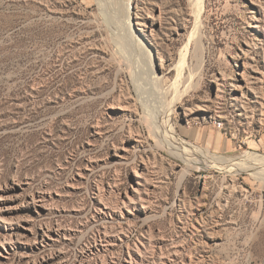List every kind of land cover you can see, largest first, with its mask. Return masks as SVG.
<instances>
[{
  "label": "rangeland",
  "instance_id": "rangeland-1",
  "mask_svg": "<svg viewBox=\"0 0 264 264\" xmlns=\"http://www.w3.org/2000/svg\"><path fill=\"white\" fill-rule=\"evenodd\" d=\"M109 1L0 0V264H264V182L233 167L264 155V0H130L208 168L156 136Z\"/></svg>",
  "mask_w": 264,
  "mask_h": 264
},
{
  "label": "bare ground",
  "instance_id": "bare-ground-1",
  "mask_svg": "<svg viewBox=\"0 0 264 264\" xmlns=\"http://www.w3.org/2000/svg\"><path fill=\"white\" fill-rule=\"evenodd\" d=\"M110 5H107L109 4ZM205 0H198L196 3L197 6V20L199 22L200 14L204 9ZM108 11L113 9V4L109 0H104L102 6ZM125 13H123V28L120 33L125 35L122 40L128 41V54L125 55L126 60H130L134 57V55H138L143 63L146 65V68L149 73L150 83H151V91L154 90L155 93H158L160 96V100L155 104V108L159 107V111H154L150 105V101L147 99L146 93L141 91L143 107H145L144 111L147 114V119L149 123L152 124L154 132L156 133L166 145H170V148L177 153L188 165L190 168L192 167H203L208 168L209 166H213L214 164H225L226 157L210 154L208 152H204L200 150L196 145L192 142L184 139V137L177 133V127L174 123V115H175V107L177 103H180L184 99V94L180 92V89L177 88L179 84L177 81L175 82V86L170 85L169 82L165 81V77H160L158 73L155 71L153 66V56L150 50L146 49L147 44L144 43L141 39V36L135 32L132 24V16L130 14V0L126 1ZM131 9V8H130ZM118 35V34H117ZM120 37V34H119ZM122 37V35H121ZM120 39V40H121ZM119 40V39H118ZM122 42V41H121ZM131 51H130V49ZM131 56H130V55ZM133 56V57H132ZM132 61V60H131ZM128 63V62H127ZM132 64V63H131ZM179 77L182 75L184 70V66L178 67ZM173 88L179 89V92L174 93V97H171V91ZM180 86V85H179ZM175 90V89H174ZM181 104V103H180ZM162 111V112H160ZM146 118V117H145ZM151 126V127H152ZM164 144V145H165ZM209 148H207L208 150ZM234 172H249L252 174L257 180L264 182V155H251L250 160H245L243 162H239L234 164Z\"/></svg>",
  "mask_w": 264,
  "mask_h": 264
}]
</instances>
